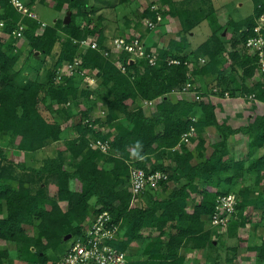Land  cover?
I'll use <instances>...</instances> for the list:
<instances>
[{
	"label": "trees",
	"instance_id": "trees-1",
	"mask_svg": "<svg viewBox=\"0 0 264 264\" xmlns=\"http://www.w3.org/2000/svg\"><path fill=\"white\" fill-rule=\"evenodd\" d=\"M24 1L33 8L45 0ZM161 1L170 4L169 14L179 19L181 27L166 45L154 48L144 43L147 52L157 53L151 64L145 58L132 60L125 50L116 57L105 55L103 50L111 49L118 36L113 38L115 33L106 29L103 14L94 18L93 13L107 7L117 27L125 29L133 22L129 15L133 7L138 25L145 17L156 19L151 8L156 0L141 11L142 5L132 0H55L54 7L66 9L70 20L57 18L45 26L40 17L22 14L10 0H0V22L10 33L7 41L0 40V242L5 244L0 245V264H55L94 214L104 209L120 224L115 246L128 250L137 240H148L143 256L127 264H185L181 248H217L223 237L218 227L208 224L221 194L237 195L233 213L241 219V227L248 223L249 206L261 211L255 230L264 226V152L258 155L264 147V112L256 111L264 106V81L248 82L257 73L258 57L241 48L254 33L264 0H253V11L245 17L229 14L225 23L212 0ZM132 3L129 13L118 10ZM204 20L211 33L193 47L191 34ZM19 21L26 25L22 37L29 61L24 65L19 64L24 49L16 47L18 37L12 34ZM158 25L145 31H158ZM227 26L232 27L230 35L223 34ZM88 36L96 39L98 48L81 45ZM79 55L82 65L97 69L99 76L101 98L85 107L80 99H88L90 91L81 86L83 76L76 73L60 83L55 80L63 62ZM173 58L181 62L170 63ZM229 70L239 75L236 88L229 85ZM199 77L202 99L173 97L187 80L195 82ZM237 97L251 98L248 108L253 110L235 127L226 119L221 122L218 112L225 108V99ZM146 100L156 102L150 114ZM98 104L104 112L92 119ZM191 125L195 133L184 138ZM212 126L219 139L206 154L204 133ZM237 133L248 135L247 157H235L230 137ZM89 136L109 140L110 152L92 148ZM52 144L54 153H43ZM10 147L32 153L35 163L14 162L7 154ZM134 167L168 173L157 187L143 190L140 205L132 201ZM171 181L174 187L159 198V189L168 188ZM60 201L67 202L66 209ZM142 228L158 233L145 236ZM138 245L135 249L140 251ZM248 245L254 264H264V235ZM226 260L238 264L235 255Z\"/></svg>",
	"mask_w": 264,
	"mask_h": 264
},
{
	"label": "built area",
	"instance_id": "built-area-1",
	"mask_svg": "<svg viewBox=\"0 0 264 264\" xmlns=\"http://www.w3.org/2000/svg\"><path fill=\"white\" fill-rule=\"evenodd\" d=\"M10 2L22 14L38 17V14L24 2V0H10ZM156 11V19L145 17V26L150 29L156 28L158 23L163 19V11L158 4L154 2L151 5ZM3 26V21L0 22ZM42 25L46 23L42 21ZM26 25L24 22H19L18 27L13 30L12 34L16 37H22L23 30ZM84 47L98 48V42L92 36L80 40ZM241 48L246 50L248 54L258 57V70L253 78L264 81V11L256 18L254 33L250 35ZM122 50L128 51L131 54V59L145 58L151 64H154L157 59L155 51L147 52L140 34L133 33L132 39L127 40L124 36H119L114 39V45L110 50H103L105 55H111V52L120 53ZM201 63L205 62V58H199ZM180 59L173 58L170 63H180ZM188 63V62H186ZM124 68V67H123ZM79 73L83 76L84 82L94 88L98 86V70L86 68L82 65V56H76L73 60H66L55 73L56 82L64 81L65 76H71ZM191 75V74H190ZM86 87V86H85ZM190 80H187L182 87L177 90L181 94L192 93L196 100L203 98L201 90ZM216 90V88H214ZM225 95L229 97L228 91ZM155 100H146L145 105H152ZM104 112V111H103ZM192 120H196L194 116ZM195 133V126L191 125L188 132H185L183 137ZM89 144L92 148H98L105 153L110 152L109 140H103L100 137L89 136ZM168 173L161 170H155L147 173L143 168L134 167L131 171V184L133 191V203L140 204L141 194L143 190L151 185L157 187L162 179H167ZM237 195L234 192L221 194L217 198L215 211L212 215V224L223 225L229 219V214L233 213L236 208ZM120 224L114 220L111 212L107 209L97 211L92 217L91 222L83 229V233L72 241L65 253L55 262V264H127L128 250H122L113 244L119 239Z\"/></svg>",
	"mask_w": 264,
	"mask_h": 264
},
{
	"label": "rangeland",
	"instance_id": "rangeland-1",
	"mask_svg": "<svg viewBox=\"0 0 264 264\" xmlns=\"http://www.w3.org/2000/svg\"><path fill=\"white\" fill-rule=\"evenodd\" d=\"M151 1L152 0H138V2L142 5V7L139 11H141L142 8L145 7L146 5H148L149 2H151ZM212 2H213V5L215 6V8L219 9L220 16L218 18H219L220 22H222V23L226 22L227 18L229 17V14L231 17H233L235 19H240V18L245 17L248 14L252 13V10H253V0H212ZM54 4H55V0H45L44 2L43 1L42 2L37 1L34 4L32 9L36 11V13L38 14V17H40V19L42 21H44L45 23H54L56 21L55 17L58 16V12L60 14L58 16V18H64L66 16V14L68 13V11H66V9L57 10L54 7ZM156 4H158L159 8L164 12L163 13L164 17L168 16L169 12H172V9H171V6L169 3H165L164 1H161V0H159V1L156 0ZM132 5H133V3L126 5V7H128V6L130 7ZM126 7L124 5L123 6L120 5L118 10L120 12L129 13L128 12L129 7L128 8H126ZM133 9H134V7L130 9V13H133V12H131V11H133ZM110 10L111 9L104 7V8H100V10H98L96 13H93V14H94V18L97 17L98 14H100V13L104 15L103 20H104L106 29L109 28L108 29L109 32L113 31V33H115L113 35V38L117 37V36L119 37L121 35H123L124 37L133 36V33H136V34H143L142 40L145 44H146V40L148 43H151L150 40H153L152 37L156 33H155V31L152 33L146 32L145 27H144L145 26L144 21H139L141 23V25H138L137 17L139 15H137V16L132 15L131 19L133 22L132 23L130 22V25L127 28L125 27V29H122V28L117 27L116 17L113 19L114 14H111L113 12L112 11L110 12ZM93 14H92V17H93ZM107 16L109 18L106 19ZM19 22H23V21H19ZM162 22H164V18L161 20V23L158 26H160V30H163L164 29L163 26L167 25L166 28H168V33H171V34H169V36H171V35L174 36L176 34V32L181 27V24H180L179 19L177 17L172 21L167 20V22H164V23H162ZM115 27H117V28L114 29ZM153 30H156V28L152 29V31ZM231 31H232V27L227 26V27H225L223 34L224 35H227V34L230 35ZM210 33H211L210 24L207 20H204L201 24H199L194 29V31L191 34L192 35V39H191L192 46L196 47L200 42L205 40ZM9 37H10V33L6 32L3 29V26L0 24V40L2 42H5L9 39ZM26 44H27L26 40L23 37H18V40L15 43L16 47H18L20 49H24ZM27 56H28V48L24 49V51L22 52V58H21L19 64L23 63L22 65H24V61L28 62L29 60H28ZM111 56L116 57V56H118V53L117 52H111ZM31 62H33V60H31ZM25 73H27V72H25ZM230 74L232 77H230ZM227 76L232 81V82L230 81L231 83L229 84L232 88H236L239 86L240 78H239V75L237 73L235 75L234 72L231 73V70H229ZM212 77L213 76L208 78V80L209 79L211 80ZM202 79H203L202 77H199L197 79V81H195L196 83L195 82L194 83L197 86H201L202 85ZM254 80H255V78H252V79H249L248 82L252 84ZM81 86L90 91V96L88 97V99H86L87 97H82V99H80L81 101H83L82 106H84V107L88 106L91 104L92 101H94L96 99L99 100L101 98L100 97L101 94L97 90L99 87L93 89V87L90 86L89 84L87 85L84 82V80L82 81ZM180 96H186V97L191 98V99L195 98L192 93L181 94L178 91L174 92L173 97L178 98ZM212 96H214V95H212ZM214 98L215 99L219 98V96L214 97ZM216 102L218 103V101H216ZM155 103L156 102L154 101V103L152 105H145V109H146L147 114H150L155 110V108H156V107H154ZM97 106L98 107H96V111H94V115H92V119L96 115H98V113L103 112L102 108H101V104H98ZM78 109H79V107H78ZM259 110L261 112H264V106L262 108L260 106H258L256 111H259ZM221 118H222V119H220L221 122L224 119H226L229 123H231L230 120H234L233 118H231L229 116L227 118H224V117H221ZM82 121H85V120H82ZM63 125L65 126L66 124L64 123ZM96 128H100V129L105 130V128L100 126V125H96ZM216 133H217L216 129L211 128V130L209 131V134L206 135L207 140H208L207 141L206 154H209L212 151L211 144L214 142L213 140H216V139L218 140V138H219L218 133L217 134ZM70 134L75 135L76 132H70ZM61 145H62V143H61ZM44 149L45 150L43 151V153H45V154L51 153L52 154V153H54V149H55L54 144L49 145V146L45 147ZM7 154H8V157H10L14 162L25 161L28 163H35V160L33 159L32 153H28V152H25V151L17 149V148H12V147L8 148ZM173 187H174V183L171 181V182H169L168 188L159 189L157 196L159 198L167 196ZM60 205L62 206L63 209L67 208V202L66 201H60ZM245 215L249 216L248 217L249 220H248L247 225L244 227L240 226V220L241 219L239 217L235 216L234 213L229 214V219L226 222V224L214 225V224L209 223L208 226L213 225L215 227H218L217 230L221 233V235L223 237V240H222L223 242L221 241L222 244L219 243V245H218V243H217V248L209 247L207 245L201 249H185L183 247L182 250L184 252H186V254L188 253L190 256H192V258L185 259V264H229L230 262L228 260H226V257H231L233 255L236 256V262H238V264H240V263L241 264L252 263L251 261L255 260V258L252 255L251 251L248 250V247H249L248 243L253 244V242L258 240L261 235H264V226H260L259 228H257L255 230V222L260 220L261 211H259L258 209H255L253 206L247 207V209L245 211ZM140 233H142L144 235H148V236H153L155 233L157 234L158 231L155 229L142 228L140 230ZM213 237L216 239L215 234L213 235ZM240 237H246V238L248 237L249 238L248 243L240 242V239H241ZM0 245H5V244H4V242H0ZM237 245H238V249L235 250L234 246H237ZM68 246H69V244H68ZM12 247L13 248H11V249L16 250L15 246H12ZM52 252H53V254L56 253L54 251H52ZM193 259L195 261H193ZM16 264H19V263H16ZM253 264H254V262H253Z\"/></svg>",
	"mask_w": 264,
	"mask_h": 264
},
{
	"label": "crops",
	"instance_id": "crops-1",
	"mask_svg": "<svg viewBox=\"0 0 264 264\" xmlns=\"http://www.w3.org/2000/svg\"><path fill=\"white\" fill-rule=\"evenodd\" d=\"M132 2H138V0H132ZM218 12H219V9H218ZM59 15L60 14L58 12V16ZM129 15L132 17V15H134V14H132V13L130 14L129 13ZM58 16L55 17V18L57 19ZM219 16H220V14H219ZM163 18H164V22H167V20L168 21L174 20L176 18V16H173V15L169 14L168 16H165V17L163 16ZM166 26L167 25L163 26L164 27L163 30H160V28H159L158 31H155L156 34H154V36L152 37L153 40H150L151 43H148L147 40H146V45L147 46L152 45L154 48L157 47V46L161 47L163 45H166L168 43V40L175 36V35L174 36L173 35L169 36V34H171V33H168V28H166ZM214 97H217V96L214 95L213 98ZM220 98L221 97L216 98L215 101L219 102ZM228 99H229V101H228ZM228 99H225L227 101L225 103V108L223 110H219L218 116H219L220 119H222L221 117L227 118L228 116H232L231 118H233L234 120H230V122L233 124V126L236 127V126H238V124H240L242 121H244L246 119L245 115H247V113H250L253 110L251 108H248V106L251 103L252 99L251 98L245 99V98H242V97H237V99H234V100H232L233 98H228ZM250 106H251V104H250ZM211 128L214 129L213 126L209 127L207 129V131L204 133L206 139H207L206 135L209 134V131L211 130ZM216 140H213V141H216ZM230 142L233 144V146L235 148L234 152H235V157L236 158L247 157V155H248L247 152L249 150V148H248V135L243 134V133L233 134L230 137ZM263 152H264V147L259 149L258 155H261ZM154 235H156V233ZM145 236H147V235H145ZM147 242H148V240L143 241V242H141V240H137L134 243L135 246H139L138 244L141 243L140 251L136 250L135 246H133V247L128 249V262H129L130 259H140L143 256L144 246L147 244ZM181 253H183L186 256V259L192 258V256H190L188 253L186 254V252H184L182 250V248H181ZM193 261H195V260L193 259ZM251 262L252 263H249V264H253L254 260H252Z\"/></svg>",
	"mask_w": 264,
	"mask_h": 264
},
{
	"label": "water",
	"instance_id": "water-1",
	"mask_svg": "<svg viewBox=\"0 0 264 264\" xmlns=\"http://www.w3.org/2000/svg\"><path fill=\"white\" fill-rule=\"evenodd\" d=\"M69 20H70V14H69V12H68L67 15L65 16L64 21H65V22H68Z\"/></svg>",
	"mask_w": 264,
	"mask_h": 264
}]
</instances>
